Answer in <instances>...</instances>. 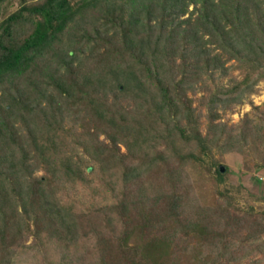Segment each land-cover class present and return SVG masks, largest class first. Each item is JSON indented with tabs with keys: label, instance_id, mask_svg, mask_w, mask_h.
I'll list each match as a JSON object with an SVG mask.
<instances>
[{
	"label": "trees",
	"instance_id": "obj_1",
	"mask_svg": "<svg viewBox=\"0 0 264 264\" xmlns=\"http://www.w3.org/2000/svg\"><path fill=\"white\" fill-rule=\"evenodd\" d=\"M260 3L0 0V264H14L15 249L30 235L34 243L21 255H41V264L61 263L90 243L100 264H174L168 254L176 231L206 237L205 225L178 220L182 195L146 180L126 192L127 184L163 157L197 162L212 147L232 148L236 138L223 123H211L207 138L179 122L183 101L172 91L178 84L174 61L179 56V69L191 59L210 74H225V61L236 62L241 79L217 87L204 105L213 119L216 108L240 103L264 79ZM6 5L14 7L6 12ZM214 48L219 52L211 54ZM122 95L131 98V109L115 107ZM69 118L91 125L76 132L65 128ZM100 133L112 146L91 143ZM158 140L165 146L153 154ZM119 143L138 159L134 164L123 162ZM39 169L43 174L34 176ZM222 169H215L219 177ZM96 181L107 202H91L89 212L77 207V198L57 196L71 186L94 199L102 195ZM168 220L174 229L160 232ZM154 227L157 232L141 237ZM136 229L140 235L128 245Z\"/></svg>",
	"mask_w": 264,
	"mask_h": 264
},
{
	"label": "rangeland",
	"instance_id": "obj_2",
	"mask_svg": "<svg viewBox=\"0 0 264 264\" xmlns=\"http://www.w3.org/2000/svg\"><path fill=\"white\" fill-rule=\"evenodd\" d=\"M263 5L264 3H260L261 7ZM13 7L14 5H6L5 11H11ZM187 9L191 10L192 5ZM187 15L188 12L180 18ZM194 15L192 14L191 18ZM217 52L219 49L214 48L211 54ZM180 60L179 56L175 57L174 63L177 67L173 71L174 80L178 81V84L172 89L173 92L180 94L183 101L180 114L177 116L179 122L187 125L185 122L188 121L202 136L207 135V138L211 137L209 129L211 123H223L230 137L236 138V142L226 151L212 147L197 162L180 163L175 157H163L159 164L142 172L133 185L127 184L126 192H131L144 180L149 181L153 187L163 188L164 191L173 190L183 197L178 220L198 221L200 225L208 228L206 237L194 235L192 232L187 234L182 231L175 232L168 254V259L174 260V264H264V79L258 81L253 91L245 95L240 103L216 108V116L212 119L209 111L205 110V97L219 86H228L240 80L241 69L234 66L236 62L226 60L224 65L228 68L225 74H221L220 69L210 74L203 69L198 70L192 65L191 59L187 60L185 68L178 69ZM112 100L113 96L109 95L107 102L112 103ZM115 107L129 110L133 107V102L128 95H122L116 100ZM90 125L91 122L73 123L71 118L64 121L65 128L74 129L76 132L83 126ZM257 126H260V129L254 131ZM225 133L227 132L217 140L218 144L225 137ZM97 141L112 146L102 133L91 143ZM164 146L165 142L158 140L152 147V153H160ZM116 149L118 155L123 156L122 160L126 165L130 166L138 160L131 156L122 144H117ZM80 151L78 149V152ZM218 166L223 167L220 177L215 172ZM175 170L179 175L174 173ZM41 174H43L41 169L34 172V176ZM97 184L99 185L97 189L102 191V195L94 194V199L82 196L80 187H77L78 193H75L71 186L59 188L57 196L62 199L73 196L78 200L77 207L83 212H89L91 202L92 204L107 202L105 199L107 192L98 182ZM148 195H151L150 192ZM154 211L156 214V207ZM135 219L134 222L137 223ZM174 225L173 220H168L159 230L172 231ZM157 228L143 229L141 237L151 236L157 232ZM139 235L138 229L133 231L128 239V245L134 244ZM33 243L32 235L22 241V246L17 247L12 255L14 264L43 263L41 255H36L35 258L22 257L24 256L21 255L22 252L27 251L23 246ZM91 245L90 243L86 246L82 252L67 255L57 264H100L98 256L89 252ZM215 258V261H211Z\"/></svg>",
	"mask_w": 264,
	"mask_h": 264
}]
</instances>
